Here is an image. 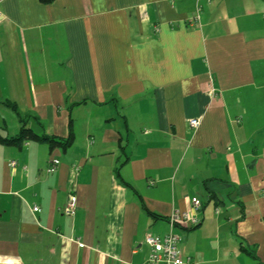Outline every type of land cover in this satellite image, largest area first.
<instances>
[{
	"label": "crops",
	"instance_id": "1",
	"mask_svg": "<svg viewBox=\"0 0 264 264\" xmlns=\"http://www.w3.org/2000/svg\"><path fill=\"white\" fill-rule=\"evenodd\" d=\"M0 15V264H144L175 210L198 220L174 227L184 264H264V0H0ZM70 124L65 150L5 141Z\"/></svg>",
	"mask_w": 264,
	"mask_h": 264
},
{
	"label": "built area",
	"instance_id": "2",
	"mask_svg": "<svg viewBox=\"0 0 264 264\" xmlns=\"http://www.w3.org/2000/svg\"><path fill=\"white\" fill-rule=\"evenodd\" d=\"M194 18L198 20L199 15L196 13ZM189 123L191 126H197L199 119L192 118ZM57 163L58 159H53L48 171H52ZM11 164H14V161ZM192 204L195 209L201 207V201L197 198L192 200ZM75 209L76 198L71 196L66 206V212L72 215ZM33 210L36 211L37 207L34 206ZM167 222L169 231L164 235L161 236L153 233H147L145 235L144 240L148 246V257L144 264H184L188 261V258L185 259L183 257L179 248L180 237L174 232V227L180 225L193 227L198 222L197 218L189 215L187 212L175 210L169 215Z\"/></svg>",
	"mask_w": 264,
	"mask_h": 264
},
{
	"label": "trees",
	"instance_id": "3",
	"mask_svg": "<svg viewBox=\"0 0 264 264\" xmlns=\"http://www.w3.org/2000/svg\"><path fill=\"white\" fill-rule=\"evenodd\" d=\"M40 1L47 3L51 0H40ZM7 104L13 110H15V106L13 103H9V101H7ZM19 139L20 140H22V139L32 140V141H46L48 143L50 149H53V148L58 146V147H61L63 150H65L72 143V141L74 139V133H73L71 124H70L69 134L66 138H56L54 136H50L47 134L39 135V134L33 132L31 130V128L23 125L21 127V131H20L18 136H16L15 138L8 139V141H7V139H5V141L7 143H13L14 141L19 140ZM0 140H1V138H0Z\"/></svg>",
	"mask_w": 264,
	"mask_h": 264
},
{
	"label": "rangeland",
	"instance_id": "4",
	"mask_svg": "<svg viewBox=\"0 0 264 264\" xmlns=\"http://www.w3.org/2000/svg\"><path fill=\"white\" fill-rule=\"evenodd\" d=\"M263 126H264V124H263Z\"/></svg>",
	"mask_w": 264,
	"mask_h": 264
}]
</instances>
